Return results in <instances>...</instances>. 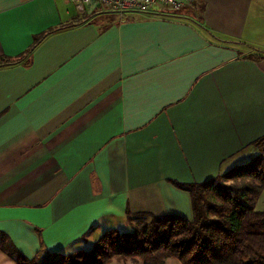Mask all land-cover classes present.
I'll list each match as a JSON object with an SVG mask.
<instances>
[{
    "label": "crops",
    "instance_id": "crops-1",
    "mask_svg": "<svg viewBox=\"0 0 264 264\" xmlns=\"http://www.w3.org/2000/svg\"><path fill=\"white\" fill-rule=\"evenodd\" d=\"M5 58L22 60L0 64V264H18L5 246L32 259L89 250L153 215L193 220L180 185L258 153L264 0L123 18L0 0Z\"/></svg>",
    "mask_w": 264,
    "mask_h": 264
},
{
    "label": "trees",
    "instance_id": "trees-1",
    "mask_svg": "<svg viewBox=\"0 0 264 264\" xmlns=\"http://www.w3.org/2000/svg\"><path fill=\"white\" fill-rule=\"evenodd\" d=\"M53 31L38 35L32 47ZM22 58H5L0 64ZM251 145L258 153L219 179L180 185L191 194L193 220L153 215L149 221L138 220L133 231L107 230L91 249L67 254L47 250L28 259L12 246L4 249L18 264H107L128 257L144 264H165L168 258L180 264H264V210L255 207L264 190V135Z\"/></svg>",
    "mask_w": 264,
    "mask_h": 264
},
{
    "label": "built area",
    "instance_id": "built-area-1",
    "mask_svg": "<svg viewBox=\"0 0 264 264\" xmlns=\"http://www.w3.org/2000/svg\"><path fill=\"white\" fill-rule=\"evenodd\" d=\"M195 0H71L81 14L108 11L121 18L129 13L157 15L166 10L180 12Z\"/></svg>",
    "mask_w": 264,
    "mask_h": 264
},
{
    "label": "rangeland",
    "instance_id": "rangeland-1",
    "mask_svg": "<svg viewBox=\"0 0 264 264\" xmlns=\"http://www.w3.org/2000/svg\"><path fill=\"white\" fill-rule=\"evenodd\" d=\"M88 15H83L82 17H80L78 20H81L82 18H84V17H87ZM74 21H77V20H74ZM254 148V147H253ZM254 150L255 151H258V150H256L255 148H254ZM221 175V174H220ZM219 175V176H220ZM217 177L218 179L220 178V177ZM211 199H213V200H215L214 199V197H211ZM256 209L257 210H264V190H263V192H262V195H260V197H259V199L256 201ZM141 221L143 222L144 220L143 219H141ZM140 221V222H141ZM146 221H149V220H145V222ZM139 222H138V220L134 223V225L136 226L137 224H138ZM130 231L132 230V228L131 229H129ZM120 232H125V231H120ZM126 232H129V231H126ZM107 264H144L141 260H139V259H133V258H130V257H128V258H125L124 260H116V259H113L111 262H109V263H107ZM165 264H180L179 263V261L177 260V259H175V258H168L167 260H166V262H165Z\"/></svg>",
    "mask_w": 264,
    "mask_h": 264
}]
</instances>
